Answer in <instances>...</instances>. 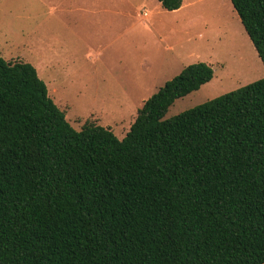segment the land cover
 I'll return each mask as SVG.
<instances>
[{
    "label": "trees",
    "instance_id": "1",
    "mask_svg": "<svg viewBox=\"0 0 264 264\" xmlns=\"http://www.w3.org/2000/svg\"><path fill=\"white\" fill-rule=\"evenodd\" d=\"M230 1L264 65V0ZM212 77L188 64L119 139L0 55V264H264V77L163 118Z\"/></svg>",
    "mask_w": 264,
    "mask_h": 264
},
{
    "label": "rangeland",
    "instance_id": "2",
    "mask_svg": "<svg viewBox=\"0 0 264 264\" xmlns=\"http://www.w3.org/2000/svg\"><path fill=\"white\" fill-rule=\"evenodd\" d=\"M0 55L31 63L74 128L90 121L119 139L188 64H209L213 77L163 118L264 77L230 0H182L172 11L158 0H0Z\"/></svg>",
    "mask_w": 264,
    "mask_h": 264
},
{
    "label": "built area",
    "instance_id": "3",
    "mask_svg": "<svg viewBox=\"0 0 264 264\" xmlns=\"http://www.w3.org/2000/svg\"><path fill=\"white\" fill-rule=\"evenodd\" d=\"M143 15H145V16H146V15H147V12H144V13H143Z\"/></svg>",
    "mask_w": 264,
    "mask_h": 264
}]
</instances>
